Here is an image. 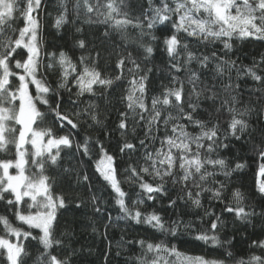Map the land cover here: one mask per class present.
I'll list each match as a JSON object with an SVG mask.
<instances>
[{
    "label": "snow or ice",
    "instance_id": "obj_1",
    "mask_svg": "<svg viewBox=\"0 0 264 264\" xmlns=\"http://www.w3.org/2000/svg\"><path fill=\"white\" fill-rule=\"evenodd\" d=\"M44 8L45 0H0V207L5 210L0 264H71L67 246L56 236L58 212L67 207L61 185L74 176L93 204L103 199L92 191L85 160L102 178L101 187L111 191L122 213L117 219L148 225L154 236L165 237L127 241L139 252L125 264H264V238L249 245L261 254L245 258L230 250L231 239L222 242L218 235L229 216L244 226L255 227L253 219L264 223V55L251 65L231 58L234 41L264 43V0H134L136 15L127 0H58L57 31L85 26H75L84 38L74 41L71 54L44 51L39 35ZM101 25L106 38L117 32L124 44L112 42L114 64L104 62L87 38L86 29ZM129 28L138 39L129 37ZM217 42L222 51L214 47ZM154 44L163 45L169 81L158 94L150 87L152 68L141 66L159 51ZM242 76L257 85L250 91L257 99L237 107L239 93L233 92L241 88ZM97 101L115 111L111 124ZM85 124L96 126L105 139L87 135ZM62 151L74 158L72 167L64 166ZM229 152L234 154L221 155ZM249 152L257 204L235 186L247 175ZM164 200L175 219L157 211ZM181 208L195 220L185 219ZM95 211L101 213V207ZM173 240L211 246L223 259L181 251ZM30 245L37 249L34 259Z\"/></svg>",
    "mask_w": 264,
    "mask_h": 264
},
{
    "label": "trees",
    "instance_id": "obj_2",
    "mask_svg": "<svg viewBox=\"0 0 264 264\" xmlns=\"http://www.w3.org/2000/svg\"><path fill=\"white\" fill-rule=\"evenodd\" d=\"M130 5L129 11L131 15H136L134 9V0H127ZM58 0H45V8L40 13L41 19V31L39 33L42 38V43L44 46V51H69L74 46V41L79 38H84L80 34L75 33V26L85 27L84 25H67L57 31L54 28V18L58 14ZM16 26L22 27L23 24L21 21L17 20ZM104 26H99L98 28L94 27L92 29H86L87 38L92 41V44L96 46V49L102 52V55L105 57V61L108 64H114L116 56L115 52L112 49V42L120 44L121 48H124V44L120 42V35L117 32H112L111 36L106 38L104 36L105 31ZM128 35L130 38L138 39L136 30L129 28ZM156 35H160L158 32ZM143 43H149L147 38L144 39ZM59 46V47H58ZM154 48H159V51L154 53V57L151 62L142 63V67L152 68L153 73L150 74L151 84L150 87L153 89L154 94H158L161 91V83L168 84L169 81L165 78L167 74V66L165 63L166 57L163 53L162 44H154ZM218 51H222V45L217 42L214 46ZM239 49L237 51L236 49ZM133 53V56L138 60L140 59L137 52L134 48L129 47L127 49ZM234 52L235 55L231 56L232 59L239 57L238 63L243 65H251L253 59L259 60L261 55H264V43L260 42H241L234 41ZM76 55L81 53L77 51ZM47 58H45V63H47ZM195 67V65H193ZM114 74V73H113ZM235 79V72L231 74ZM220 78L218 77L217 80ZM217 81H211L210 83H216ZM241 88L233 92V94L239 93L240 104L237 107H242L249 100H255L257 97L251 95L250 91L256 87L250 77H241ZM127 85H125L126 87ZM99 91V89H97ZM75 88H73V93ZM65 98V104H68L67 95L61 93ZM221 98H228L226 93H220ZM75 98V97H73ZM99 108L102 114H108V122L111 124L112 121L116 120V113L110 107L105 106V104L97 101ZM115 103V101H113ZM84 105H81L83 107ZM218 106V105H217ZM71 109V105H68ZM116 107L119 108L120 105L116 104ZM203 107L208 108L209 104H203ZM253 108L256 107L255 104L252 105ZM222 120H226L227 117H222ZM250 124H254L256 127L260 125L255 123L254 120L250 119ZM88 123H91L88 121ZM48 126L46 121L41 127ZM86 134L92 137L99 136L101 140H104L105 137L103 133L99 131L96 126L88 128L87 125H84ZM191 130V129H189ZM81 137L76 136V140L79 141ZM258 142V141H257ZM235 149L240 151V145L233 142ZM75 151V149H73ZM234 153H221V155H227L231 157ZM243 155L244 153L241 152ZM77 155H79L77 153ZM251 153L244 155V159L247 160L249 168L246 170L247 175L243 176L242 181H238L235 186L241 187V190L244 191L249 196V203L257 204L259 202V197L257 196L253 185H252V176L251 170L254 167L252 160L249 158ZM61 156L64 158V166L72 167L75 163L74 158L70 159L66 154V151L61 152ZM10 158V157H9ZM83 169L87 171V174L90 177L91 182L94 185L92 189L93 192L97 194L98 197L103 199L99 202L98 205L93 204L91 200V195L89 191L81 186L76 184L74 176H69L68 181H71V187L68 186V181H65L61 188L63 189V194L66 197L67 207L61 209L58 212L59 224L56 228V236L64 241V244L67 246V250L64 252L65 256H69L71 259V264H125V261L129 256L134 253L138 254V247L135 249L129 248L127 241L134 239H146V240H163L164 236L156 234L154 236V230H152L148 225H135L134 222L130 220L117 219L118 216H121L122 213L119 210V206L114 203V198L111 191L107 188L101 187L102 178L96 175L92 168L89 166L88 162L85 160L83 164ZM80 170V169H77ZM52 173L50 172L49 175ZM126 174H122L120 179L123 181ZM124 188L126 191H129L128 185L125 184ZM170 195H174L170 193ZM74 201V202H73ZM167 200L162 201L157 206V211L161 213L165 219H175V213L172 209L167 208ZM101 207V213H96L95 208ZM207 207L208 205L205 204ZM131 207V204H129ZM141 210L151 211V208L145 209L141 206ZM188 212L201 211L188 209ZM257 211H260L257 208ZM5 210L0 207V214H3ZM184 209H180V214L184 216ZM109 215L111 216V222L109 223ZM11 218V217H10ZM185 219L195 220V216H184ZM226 227L221 232L218 233L222 242L231 239L230 250L237 257H247L250 252H257L256 249H250L249 245L252 240L264 238V223L259 219H253V224L255 227L244 226L240 222L236 221L234 217H226ZM15 223V221H14ZM105 225H108L107 229ZM206 226V225H205ZM197 227L199 224L197 223ZM95 229V231L93 230ZM39 230L33 234H37ZM184 241H189L190 237L182 238ZM170 243H175L180 248L181 251L192 250L195 254H207L210 258L223 259L217 252L213 251L211 246H196L193 247L190 243H181L180 241L173 240ZM35 245V242H32ZM28 251L32 254L34 259L37 249L34 246H29ZM29 264H32V261H29ZM227 264H234V261L229 260Z\"/></svg>",
    "mask_w": 264,
    "mask_h": 264
}]
</instances>
